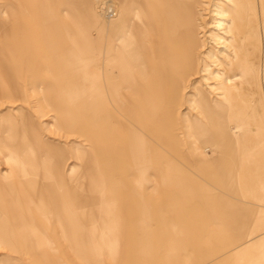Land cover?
<instances>
[{"label": "rangeland", "instance_id": "1", "mask_svg": "<svg viewBox=\"0 0 264 264\" xmlns=\"http://www.w3.org/2000/svg\"><path fill=\"white\" fill-rule=\"evenodd\" d=\"M22 1L20 0V3L23 5ZM52 1V6L60 12V21L66 26L70 25L69 13L76 22L84 26L87 16L80 11L81 6H76L78 11L73 12L62 5L64 0ZM87 1L92 3L94 12L103 24L109 22L105 21L103 15H112L107 12V6L118 3L116 0ZM141 1L136 0L137 5L130 7L140 13L145 28L143 45L146 47L144 63H147V59V67L143 73L138 70L137 74L133 75L137 80L134 89L119 85L116 90H109L105 83L106 90L98 102L103 103L104 111L111 115L108 123L113 134L111 137L107 134L105 147L98 152L96 158L91 157L94 145L87 137L79 130H65V124L58 123L55 111L42 99L45 89L42 78L50 84L51 74H45L43 71L34 74L28 70L29 64L23 62L22 66L12 68L9 73L20 87L18 93L7 95L2 91L0 84V217L7 215V212L10 215L22 207L17 213L21 217L29 216L27 223L30 222L49 239V244L43 242L41 248L34 251L40 256L38 261L41 264H128L130 260H137L139 251L136 250L133 254L131 247L132 240L137 235L132 232V227L117 229L121 231L122 236L120 259L114 261L106 254L83 259L81 249H71L69 244L62 240L59 230L55 227L57 223L52 211L31 212L26 209L36 202L26 198L22 184L31 183L32 191L39 187L43 188V192L46 189V195L43 196L47 198L48 188L54 189L53 193L56 191V195L51 198H61L65 203L71 204L76 200L77 210L82 208V205L84 209L86 203L83 200L89 198L91 201L87 203V210L101 212L108 205L104 194L97 190L90 191L88 186L87 189L80 188L79 185L89 180L90 175H97L99 180L106 177L103 176L104 166L126 167L123 171L127 175L129 185L119 187L123 197L115 202L121 206H126L129 202L131 209L138 205L124 196H135L146 188L133 187L135 179L138 178L136 174L140 171L135 159L139 161V158L143 157V154L135 153V148L140 147L142 137H149L148 140L145 139L149 143L152 141L146 127L154 124L156 118L149 119V122L147 120L146 124L135 121L133 115L141 113L143 101L140 98L142 92L137 91V95L133 96V91L142 89L147 81L157 86L156 76L151 72L157 70L160 47L177 40L183 45L180 52L186 56L188 75H172L179 87V99L175 105L161 108L167 109L173 116V135L181 141L182 151L179 156H187V162L177 158V155L171 156H177L175 160L182 168L186 166L194 172L197 167L202 166L198 163V156L201 162V156L206 155L209 170L218 171V176L222 172L223 194L216 190L208 194L206 188H203L201 206L207 199L221 200L222 204H212L217 207L216 211L206 207L207 213L202 212L201 219H198L202 222V227L193 229L217 231V234H208V245L201 242L192 249L184 245L178 246L177 251L184 257L175 261L183 264H264V0H165L162 2L163 6H152L150 13H147ZM8 4L15 6L19 2L0 0L2 21L6 20L4 13L7 12ZM155 11L157 16H160L161 24L155 23L154 18H151L156 14ZM158 28L164 32L163 35L159 33ZM91 34L79 39L76 51L79 53L80 49L85 59L98 57L104 64L107 59L104 53L93 54L98 45L96 38L100 42L103 40L98 38L97 30ZM193 34L196 42L200 43V47L196 49L192 47L195 44L194 38L193 44L190 42ZM71 38L68 37L67 41ZM72 43V46H76ZM85 44H92L91 50H86ZM74 74V71L67 70L59 75L64 79L67 76L74 77ZM104 74H101L102 79ZM83 83L81 80L62 82L63 106L76 109L78 104L87 101L86 97L76 98L73 103L67 97L72 89L77 90L84 86ZM102 86L99 84L93 87L91 94H96ZM147 87L145 84L144 89ZM217 104H222L223 108L217 109ZM205 109L208 111L206 114ZM160 113L159 111L158 115ZM24 131H27L30 139L23 138ZM197 132H203L207 137L197 139ZM25 141L30 146V154L20 149L26 153L29 161L37 159L38 163L31 162L33 166L24 163L25 154L21 155V152L11 149L23 147ZM218 147H221L220 153ZM32 169L37 173L32 174L33 172L29 171ZM73 172H77L75 177L72 176ZM35 177L42 178L38 181L40 186L36 184ZM116 178H121L120 173L111 175L112 181H106L107 185L103 187L113 188ZM191 179L190 182H194L193 177ZM196 180L199 182V179ZM93 181L96 183V180ZM156 185L159 192L164 189V192L169 193L174 187L168 185L167 188H162L159 179ZM147 189L150 191L152 188ZM159 194L160 198L161 193ZM23 200L25 208L22 206ZM161 202L162 211L167 210V207L174 210L176 205L173 199ZM207 205L209 206L208 203ZM158 208L161 207H149L151 210ZM154 216L150 219L161 224L171 225L173 221L172 217H164L167 215L163 213H156ZM2 221L6 220L0 218V224ZM11 224L15 228L18 226L16 222ZM197 224L199 225V221ZM53 235L60 240V245L57 240L50 241L49 237ZM152 258L157 262V256ZM34 263L31 254L27 255L0 239V264Z\"/></svg>", "mask_w": 264, "mask_h": 264}, {"label": "crops", "instance_id": "2", "mask_svg": "<svg viewBox=\"0 0 264 264\" xmlns=\"http://www.w3.org/2000/svg\"><path fill=\"white\" fill-rule=\"evenodd\" d=\"M17 1L19 4L15 6L11 4L6 6L10 14L14 10V14L17 15L14 17H11V15L6 16V20H3L6 21V25L0 20V52H6L7 58L5 61L14 63L13 66L8 67L9 70L6 73L9 74L12 68L22 66L24 62L29 64L28 70H31L34 74H38L40 71H43L45 74H51L50 78L52 82L50 84L42 78L43 85L45 86L42 99L55 111L58 123L65 124L63 125L65 130H79L87 137L88 141L94 145L91 157L96 158L99 155L98 152H101L105 147V140L108 138L107 134H109V137L113 134V130L108 123L111 115L106 114L103 103L98 102L101 96H103V91L106 90L107 86H109V90H116L119 85H125L128 89H134L137 80L133 75L137 74L136 71L138 70H141L139 72L143 73L144 68L147 67V59V63H144V50H146V47L143 45L145 28L141 22L140 13L137 10L134 11L133 7H130L137 5L136 0H116L118 2L119 16L106 24L100 21L98 15L93 10L92 3L89 1L64 0L62 5L66 6L69 11L77 12L79 8L76 6H81L80 11L82 10V13L87 16V19L83 23L84 26L76 22L70 13L68 14V18L72 21L70 20V25L67 24L66 26L64 22L60 21V12L52 6V0H45L44 2L43 0H23V5L20 3V0ZM163 1L165 0H142L141 3L146 7L147 13H150L153 10L152 6H163ZM84 6H87V8H84ZM155 13L151 17L152 20L154 18L155 23L161 24L160 16H157V11ZM95 30H97L98 38H102L104 44L96 38L95 42L98 45L96 47L97 50H94L93 53L94 55L96 53H104L107 58L104 64H102L98 57L85 59L84 54L80 53V49V54L76 51L77 47H79V43L76 45L79 39L86 38V35H92L91 32ZM158 30L163 35L164 32L161 28H158ZM3 32H5L4 35L6 36H2ZM68 37H72L70 41H67L69 40L67 39ZM193 38L194 34L190 39L192 44ZM73 39H76V41ZM5 41L7 43H3ZM72 42L76 46H72ZM19 44H23L24 52L21 55H16L17 47H20ZM91 46L92 44H85L84 47H86V50H91ZM182 46L177 40H173L170 44L161 45L159 56L157 55V70L151 72L156 76L157 86L147 81L144 82V85H148L147 88L144 89L143 85L142 89L133 91V96L137 95V91L142 92L140 98L143 101L141 103V113L133 115L135 121L146 124L147 120L149 122V119L153 118L154 120L156 118L154 124L146 127L150 132L152 141L149 143L147 141L149 137H142L140 147L137 146V150L135 148V153L143 154V157H140L139 161L135 159L137 161V168L140 167V171L136 174L138 178L135 179L133 187L146 188L135 196H128L129 194L124 196L128 200L136 204L138 203V205H135L131 209V205H128L129 202H127L126 206H121V204L115 202H118V199L123 197L119 187L129 185L127 175L123 171L126 170V167L104 166L102 170L105 174L103 176L106 177L99 180L97 175H90L88 177L89 180L79 185L80 188L87 189L88 186L90 191L97 190L100 194H104V200L108 201V205L101 212L87 210L89 206L87 203L91 201L89 198H84L83 200L86 203L84 209L82 205V208L77 210L75 208L76 200H74V204H71L69 202L65 203L64 199L61 198H51L56 195V191L53 193L54 189L48 188L47 193L49 198H47L43 196L46 195V189L43 192V188L39 187L32 191L31 186L33 185L31 183L24 182L22 184L23 194H26V198L31 199L32 202H36L35 205H31L30 208L26 209L31 212L38 210L41 212H46V210L52 211L57 223L55 227L59 230L62 240L68 243L71 249H81L83 259L95 258L101 254H106L114 261L120 259L122 236L120 235L121 231L117 230L118 227H132L134 229L132 232L137 234L132 240L131 247L133 254L138 250L140 256L137 260H130L128 264H183L175 261L184 257L182 253L177 251L179 250L177 249L178 246L184 245L192 249L194 245L199 246L201 242L208 245V234H217V231H208L207 229L198 231L197 229H193V227H202V222L198 219H201L202 212L207 213L206 207L216 211L217 207L212 204H222L221 200L215 201V199L204 200L203 206L200 204L203 201V188H206L205 191L208 194L214 193V190L223 194L222 172L218 176V171L209 170L206 155L201 156V162H199L200 156H198V163L202 164V166L197 167L194 172H191L193 170L187 169L186 166H183V168L180 166L175 157L178 156L177 158H182L187 162V156H179L182 151L181 141L173 135V116L169 113L167 115L168 110L161 108L162 105L165 107H167L166 105H175L179 99V87L172 75L181 74L185 77L188 75L186 56H183L180 52ZM193 46L196 49L200 47V43L199 45L193 44ZM12 47L14 48L13 54L11 52ZM67 70L74 71V77L67 76L62 79L59 75L60 72H67ZM102 73H105L103 79ZM79 80L84 82L83 88L72 89L71 93L66 96L73 103L76 101V98L83 99L86 97L85 100L87 101L81 104L77 103V110L63 106L61 102L63 98L61 89L64 88L62 82H78ZM14 83H16V80H14ZM105 83L107 84L106 87ZM99 84L103 85L104 88L102 86L96 94H91V89ZM15 85L16 89L19 90L20 87L17 83ZM157 93L161 94L158 95ZM159 108L161 109L159 110ZM159 111L161 113L158 115ZM23 134L25 140L30 139L27 131H24ZM199 137L206 138L207 136L203 132L195 133V138L198 139ZM145 139L147 140L145 141ZM192 147L191 150H193ZM20 148L25 150L28 155L30 154V146H28L26 141L23 147L17 146L11 149L21 152V155L25 154L23 158L26 165L33 166L32 161L38 163L36 158L29 161V157H26V153ZM172 154L177 156L173 158ZM178 160L180 161L181 159ZM29 171H32V174L37 173L34 169ZM178 171L180 174H176ZM117 172L120 173L121 178L119 180L115 179L113 188H104L107 185L106 181L108 183L112 181L111 175ZM183 172L185 173L183 174ZM76 175L77 172H73L72 176L75 177ZM189 175L191 178L193 177L194 182H190L192 179H189ZM41 179L40 177L34 178L36 184L39 186L38 181ZM158 179L162 183V188H167L169 185L174 186L173 190L169 193L168 191L164 192V189L163 192H159V184L156 185ZM196 179H199V182ZM93 180H96V183ZM102 180L105 182L102 183ZM148 187L152 189L148 191ZM159 193H161L160 198ZM171 199L176 201L174 210L167 207V210L162 211L163 206L160 202ZM24 201L22 206L24 205ZM206 202L209 206H206ZM150 205L161 208L152 209V211L149 209ZM21 208L19 207V209L14 210L10 215L7 212V215L0 217L6 220L4 221L8 236L6 243L21 252H25L27 255L31 254L35 262L34 264H41L38 261L41 259L40 256L34 251L35 249H40L43 242L49 244V239L37 231L30 222L27 223L29 216L21 217L17 213V210L19 211ZM156 213L167 215L164 217H172L173 221L171 225L151 220L155 217ZM112 218L117 219L114 220ZM198 221L199 225L197 224ZM15 222L18 225L16 228L11 224ZM115 226L116 229H114ZM49 238L53 242L57 240L60 245V240L56 236L53 235ZM110 251H112V254ZM154 256H157V262H155V258H152Z\"/></svg>", "mask_w": 264, "mask_h": 264}, {"label": "bare ground", "instance_id": "3", "mask_svg": "<svg viewBox=\"0 0 264 264\" xmlns=\"http://www.w3.org/2000/svg\"><path fill=\"white\" fill-rule=\"evenodd\" d=\"M45 0H43V2H44ZM48 1V0H47ZM46 1V2H47ZM50 1V0H49ZM45 2V3H46ZM154 3V2H153ZM52 4V3H51ZM43 5H45V4H43ZM47 5H48V3H47ZM103 5H105V4H103ZM99 6H101V4L99 5ZM259 7V6H258ZM55 8V7H54ZM151 8V7H150ZM110 12L112 15H109V16H104L103 14V18L106 20V21H112V20H115L116 18H118V16H119V9H118V6H117V4H115V5H109V7L107 6V12ZM43 12V11H42ZM15 12H14V10L13 11H11V14L7 11L6 12V16L8 17L9 15H11V17H14L15 15H17V14H14ZM50 13V12H49ZM53 17V16H52ZM47 20V19H46ZM3 23L6 25L7 23H6V21H3ZM5 34V32H3V34H2V36H6V35H4ZM113 34V33H112ZM2 38H5V37H2ZM23 38V37H22ZM194 41H195V44L196 45H199V41H197L196 42V39L194 38ZM193 42V41H192ZM3 43H7L6 41L5 42H3ZM20 45V47H17V51H16V55H21L22 54V52H24V48H23V44H19ZM264 47V46H263ZM11 52H12V54L14 53V48L12 47L11 48ZM94 54V53H93ZM6 58H7V54H6V52H0V60H2V61H0V84H1V86H2V91L4 90V92H5V94H9L10 96L11 95H15L16 93H18V90L16 89V83H14V78H12L11 77V75H9V74H7L6 72L9 70L8 69V67L9 66H13L14 65V63L13 62H7V61H5L6 60ZM179 67V66H178ZM3 68V69H2ZM176 68V67H175ZM167 71V70H166ZM168 72V71H167ZM264 82V81H263ZM160 83V82H159ZM228 83V82H227ZM155 92V91H154ZM148 94V93H147ZM158 94V93H157ZM161 94V93H160ZM160 94H158V95H160ZM155 95H156V92H155ZM157 95V96H158ZM149 96V95H148ZM155 98V97H154ZM204 101V100H203ZM151 102V101H150ZM207 102V101H206ZM202 106H203V103H201V101L199 102ZM205 104V103H204ZM163 106V105H162ZM204 107V106H203ZM206 107L207 108H209L208 107V105L206 104ZM216 107H217V109H222L223 108V106H222V104H217L216 105ZM160 110V109H159ZM155 111V110H154ZM208 113V111L205 109V111H204V113ZM168 113L169 114H171L169 111L167 112V115H168ZM205 113V114H206ZM152 114V113H151ZM147 115V114H146ZM137 116V115H136ZM99 129H102V128H99ZM8 131V130H7ZM10 131V130H9ZM218 150H219V153L221 152V147H218ZM228 157V156H227ZM236 171V170H235ZM253 195V194H252ZM0 239L2 240V242L4 241V242H6L7 240H8V236H7V229H6V223H2V224H0ZM42 241V240H41ZM44 241V240H43ZM47 243V242H46ZM48 244V243H47ZM111 244V243H110ZM110 244H109V246H110ZM108 246V245H107ZM112 247V246H111ZM111 250V249H110ZM113 250V249H112ZM111 252V254H112V251H110ZM113 252H115V251H113Z\"/></svg>", "mask_w": 264, "mask_h": 264}]
</instances>
